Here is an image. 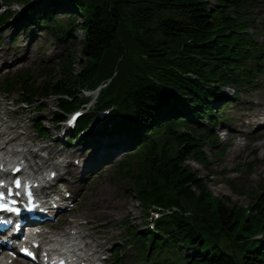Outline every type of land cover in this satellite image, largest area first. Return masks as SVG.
Listing matches in <instances>:
<instances>
[{"label": "trees", "instance_id": "1", "mask_svg": "<svg viewBox=\"0 0 264 264\" xmlns=\"http://www.w3.org/2000/svg\"><path fill=\"white\" fill-rule=\"evenodd\" d=\"M33 1L37 6L29 4ZM255 1L23 0L22 11L0 15V27L17 12L20 25H43L55 37L82 32L78 51L43 72L47 80L32 84L27 74L6 81V87L18 85L28 104L59 96V111L51 117L55 124L84 100L77 97L80 89L103 85L99 104L113 106L114 132L126 135L131 145L137 141L117 174L128 179L142 211L152 205L181 209L160 219L157 234L128 223L126 237L135 243L137 256L117 252V261L264 264L263 187V194L256 190L243 206L230 196L214 195L188 165L193 160L206 166L202 146H214L216 140L210 128L193 125L195 118L206 114L214 125L212 105L222 99L220 93L227 87L245 89L259 79L264 49L256 32L249 31L255 26ZM56 6H68L69 16H58ZM89 123L82 118L77 129ZM38 130L50 135L41 124ZM104 131L94 129L85 137Z\"/></svg>", "mask_w": 264, "mask_h": 264}, {"label": "rangeland", "instance_id": "2", "mask_svg": "<svg viewBox=\"0 0 264 264\" xmlns=\"http://www.w3.org/2000/svg\"><path fill=\"white\" fill-rule=\"evenodd\" d=\"M21 3V2H20ZM19 4V3H18ZM36 3H34L35 5ZM17 8L18 5H14ZM69 9L61 8L59 12H65L64 19L67 18ZM260 16H264V8H262ZM24 26L18 27L17 20H13L8 24L0 28V46L6 50L7 55L10 56L15 54H20L24 52L25 61H23V69H29L31 75L28 77L29 82L31 79L32 84H40L48 78L44 77L43 72H46L54 67V63L65 58L67 55L73 52H77L80 47V38L82 34L78 31L74 36L61 35L58 37L53 36L49 30L44 27L32 26L30 29ZM260 28H263L264 23H260ZM251 31V30H250ZM262 31L261 34H262ZM33 34L34 40H30V36ZM14 38V43H12L13 48L8 49V42L10 38ZM29 39V40H28ZM261 43L264 44L262 35L258 36ZM26 43V45H25ZM8 50V51H7ZM24 59V58H23ZM264 69V68H263ZM17 69H11L10 75H14V71ZM3 79H0V83ZM257 88H248L245 90H238L235 88H227L223 92V96H227L228 99L234 100L228 101L226 105L221 104L220 114L221 118L228 119L221 126L213 127L212 133H218L219 137L217 146L204 145V152L208 155L210 160V165L208 169H205L200 164L195 162H189L188 165L192 171L198 173L201 179H204L209 189L214 195L221 197L224 195L230 196L232 201L238 202L243 206H247L256 190H259L260 194H263L264 189V131L255 134L252 138L244 137L240 132L227 131L223 127L225 125H232V122L238 126H245L244 122L246 119H250L252 114L257 111L252 110L255 108V101L261 100V104L264 103V79L257 84ZM1 87V84H0ZM237 96L236 98H234ZM263 96V98H261ZM21 95L14 90L11 93L3 94L0 93V116L2 121L11 123L14 126L13 130H8L7 133L15 131L17 129H27L28 133L34 134L33 122L40 119H48L51 115V110L54 105V97L49 96L47 98L41 99L39 104H42L43 110L38 111L34 106H26V104L21 103ZM215 106V104H214ZM232 121V122H231ZM45 125L49 127L50 124L45 120ZM197 123V122H195ZM49 124V125H48ZM95 123H91V127L94 128ZM221 130V131H220ZM51 138L48 139H38L33 140L34 145H38L45 148V152H55L75 155V151L83 150L88 155V150L80 144L79 139H74L72 144L67 145L62 142L66 137L60 136L54 131H51ZM31 134V135H32ZM59 136V137H58ZM3 138V137H2ZM27 141L29 135L27 136ZM1 141V139H0ZM91 144V143H90ZM239 144L241 146V154L237 158L226 162L227 156L230 154L231 149ZM103 143L90 145L92 149H98ZM106 149L111 152L112 148L109 143L105 145ZM121 149V148H120ZM45 152H40V155H44ZM125 152L117 155L111 162V165L106 169H103L98 178L92 182H86V186L83 188V199L82 202L78 204V210L72 213L71 216L66 218H71L72 216L87 219L92 216L94 206L91 205L92 202H96L99 205V214L104 217L101 219L103 222L107 223L105 228H99L96 223L91 221V224L85 226V233L90 231L91 236L104 246V250L108 247L114 249L116 241L123 238V226H119L122 221H129L139 226L145 220V216L137 208V204L134 199L129 195V185L126 179L120 178L117 174L116 178L112 175L115 172V167H118L117 163L125 156ZM112 155L109 157L111 158ZM88 181V180H87ZM231 182L235 188L229 186ZM85 183V182H84ZM88 183V184H87ZM261 184H263V189H260ZM102 187H110L114 189V195L111 201L100 199L99 192H102ZM112 202H116L115 207L112 206ZM106 213H113L111 216L106 215ZM89 227V231L88 228ZM129 253L134 254V249Z\"/></svg>", "mask_w": 264, "mask_h": 264}, {"label": "bare ground", "instance_id": "3", "mask_svg": "<svg viewBox=\"0 0 264 264\" xmlns=\"http://www.w3.org/2000/svg\"><path fill=\"white\" fill-rule=\"evenodd\" d=\"M4 126V122L1 123L0 121V132H2V128ZM7 128L11 129L13 126L10 124H7L6 126ZM2 144L10 145V144H14L17 145V147H21V151L18 154H9L8 152H6L4 154V158L6 160H9L11 158H16L17 156H22L23 158L29 160L31 158H33L34 152H32V150H29L28 148L26 149V143L24 141H22L21 136H18L16 139H14L13 137H9L8 135L4 138V141H2V143H0V151L3 150V148H1ZM5 148V147H4ZM241 146L239 144H236L230 151V154L227 156L226 158V162L230 161L232 159V157L237 158L238 156H240L241 154ZM43 150V149H42ZM107 154V151H104L103 154V158L104 156ZM8 157V159H7ZM38 156H36L35 158H37ZM41 160V163H44V159L42 157L39 158ZM71 167V166H70ZM70 171H73L76 177H79L82 173L79 171H76L74 168H70ZM102 192H99V197L100 199L103 200H107V201H111V198L114 195V189L110 188V187H102V190H100ZM116 202H112V206L115 207ZM113 213H106V215H112ZM77 225V224H76ZM75 225V227H73L75 229V233L72 234H68V238L66 240H57V239H49L45 245L51 249L54 250H58V251H62L64 253H68L70 251H77V252H82L83 250H90L92 251V254H95L98 252V250H94L93 248H97L101 245V243L96 240V239H91V241H87L84 240V236L81 233V231L77 228V226ZM91 247V248H88ZM70 257V256H69Z\"/></svg>", "mask_w": 264, "mask_h": 264}, {"label": "snow or ice", "instance_id": "4", "mask_svg": "<svg viewBox=\"0 0 264 264\" xmlns=\"http://www.w3.org/2000/svg\"><path fill=\"white\" fill-rule=\"evenodd\" d=\"M69 123H72V121H69ZM2 167L3 165H0V168ZM11 171L13 173H19L20 168L14 167L11 169ZM12 183L14 184L15 189H21L22 181L19 178H14ZM23 187L25 189L24 193H21L20 191H14L13 187L8 186L4 179H0V188H6V192L9 197H21L22 195L27 196V203H24L22 199H10L5 202V191H0V211L15 214L16 217H20L22 209L21 207L17 206L18 204L22 205L23 208L29 212L36 208V205L33 203V192L31 191V187L27 184H24ZM10 227L13 229V231H20L22 225L19 223V221L14 222L11 218L0 217V228H2L4 231H7ZM20 251L35 259V254L28 248H21ZM61 264H63V261H61Z\"/></svg>", "mask_w": 264, "mask_h": 264}]
</instances>
